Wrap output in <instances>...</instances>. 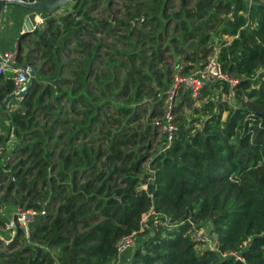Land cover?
<instances>
[{
  "label": "trees",
  "instance_id": "1",
  "mask_svg": "<svg viewBox=\"0 0 264 264\" xmlns=\"http://www.w3.org/2000/svg\"><path fill=\"white\" fill-rule=\"evenodd\" d=\"M164 1L142 0L135 5L141 14L150 15L145 19L151 26H161L158 34L165 24L157 14ZM83 3L77 0L74 12L61 18L62 39L72 35L76 56L59 60L62 46L58 48L51 38L59 33L57 23L55 28L46 26L52 34L46 39L40 38L42 29L36 30L34 45L24 54L25 61L37 67L38 76L19 103L10 106L14 162L0 165V183L7 174L3 201L10 197L17 205L46 211L29 223L27 235L16 228L6 250H0V264H118L116 244L133 232L140 244L127 264H264V70L256 84L251 81L264 69V0H196L165 14L175 21L179 35L175 40H193L186 56L191 62L183 65L182 72L207 56L213 48L212 35L220 41L222 67L238 77L231 91L236 103L206 98L194 108L205 115L199 126L198 116L187 121L179 115L171 140L157 150L151 169L141 174L146 152L126 149L129 139L136 140L129 138L133 135L129 126L103 129L112 118L103 110L106 100L100 103L92 94V85L100 97L105 87H113L103 80L111 73V61L106 57L101 63L106 70L94 75L102 43L79 39L86 14ZM126 22L129 34L132 28ZM152 53L148 63L156 57V47ZM132 67L133 63L131 72ZM3 76L0 73V79ZM124 76L123 89L136 80ZM141 77L152 81L153 76L148 71ZM170 79L159 71L153 82L165 90ZM141 83H136L134 92L137 105ZM206 88L230 95L226 83L206 84L201 97L209 92ZM12 89V82L4 80L0 105ZM118 110L134 111L119 106ZM8 139L0 134V145ZM144 183L146 188H140ZM151 205L154 213L143 221ZM200 225L215 235L217 249L198 250L203 241L195 239L193 231Z\"/></svg>",
  "mask_w": 264,
  "mask_h": 264
},
{
  "label": "rangeland",
  "instance_id": "2",
  "mask_svg": "<svg viewBox=\"0 0 264 264\" xmlns=\"http://www.w3.org/2000/svg\"><path fill=\"white\" fill-rule=\"evenodd\" d=\"M82 1H84L82 6L86 14L84 15V20L80 21V27L82 30L80 31L79 39L87 41L91 45L94 44L97 39H101L102 43L101 49L99 50V57L94 63L96 67L92 68L94 75L100 74L101 76L103 70H106L104 64L101 67V63L106 57H108L111 61L109 65L111 73L104 74L103 80L113 83V87L110 89L105 87L100 97L98 95L99 91L96 90L92 85V94L97 99V101H100V103L102 100H106V102L103 103L105 106L103 110L107 116L112 118H107L103 129L108 128L111 131H115L122 124H127L129 126V130L133 133V135H130L129 138H136V140L132 141V139H129L126 149H133L137 152H146V156L142 159L140 164L142 168V171H139L140 174L145 172V170L147 171L151 169L150 167L152 165V159L155 153L164 145L165 141L167 142L168 140L164 139L167 135V115L172 116L170 121L173 126L176 125V119L179 115H184L187 121L198 116V122H196L195 125L199 126L201 121L205 118V115L201 112L196 113L194 108L199 106L206 98L210 97L216 102L229 101L231 103H236L232 99V95L230 96L229 94H226L222 91L220 92L215 89L210 90L208 88L205 89L209 91L207 94L203 95V97L198 96L197 98H192L190 95H188L189 93L184 97L183 93H185V90L180 89L170 100L165 93L166 89L163 90L162 86L158 87L159 84L153 82L156 79L159 71L165 72L166 77H171L174 71H177V69L181 71L183 65L185 66L191 62V60L187 59L186 56L192 49L190 42L193 40H190V37H185L184 39L181 38L180 41L175 40V38L179 36L174 30L175 21L170 20L167 16L165 17V14H169L170 12L176 11L182 7L185 8L187 6H192L196 0H165L162 3V10L157 12V14L161 16L162 22L165 23L164 28L159 34L157 33V30H159L161 26H159L157 29L154 26H151L145 19L147 16L144 14L145 12L143 11L141 14L140 11L136 10L135 5L142 0ZM128 2L134 6L128 5ZM148 10L150 14H153V11L150 9ZM128 12H132L133 15L137 13V15L132 18L128 16ZM220 13H222V11H218V14ZM149 16L150 15L147 17ZM119 19H123L124 22H119ZM126 20H128L130 23L129 28H132L129 34L125 32L124 29L125 25H127ZM41 22L38 29H42L44 35L40 38L46 39L47 37L52 36V34L49 32L50 30H48L46 26H50L51 24L50 27L55 28V23H47L46 21ZM63 27L64 22L61 21L59 23V27L57 28L59 33L52 36L51 38L54 39V43L58 46V48L62 46V49L57 53L59 60L68 61L70 60V56H73L72 54H74V52L71 51V48L75 47L76 44L73 42L72 35H68L65 37L66 39H62L63 36H65V28ZM136 29H138L139 32ZM222 38L229 39L230 37L223 36ZM210 41L213 45V48L208 50L207 56H209L208 54L211 55V53H213V51L218 48L220 44V41L216 40L214 35H212ZM130 44H134L135 46H130ZM23 45H25V47L28 49L34 45L33 39L30 38L27 41H24ZM198 45V48L200 49L201 46L199 43ZM154 47H156V51H158V53L156 57H153L150 63H148L146 58L147 56L150 57L153 55L152 50ZM199 51L201 52V49ZM131 53L132 55H130ZM198 54V57H202L199 52ZM198 61H200V59ZM132 63L133 72H131L130 68ZM134 70L139 71L138 73H135ZM263 70L264 69H261L256 76L251 78L253 83L256 84L258 82V75L262 73ZM148 71H150L153 76L151 78L152 81H148L144 77L140 78L142 72ZM1 73H3L6 78L9 75V73H5V71ZM126 74H128L131 79L136 80L133 83H125L126 85L123 89L122 84L124 83V75ZM63 75L68 77L70 76L68 73H63ZM139 81L142 82V85H139L138 89L142 99L139 101L140 104L138 103L137 105L138 101L134 99V92L137 88L136 83ZM118 106L132 107L134 111L129 114H122L118 112ZM225 116L226 112H223L222 118H225ZM102 118H104V115ZM13 142L14 139L12 142H9L11 143V146L13 145ZM9 145L10 144L7 142L6 146L1 150L0 165H4L6 161V164H8V162H14L10 161L11 150H8L9 148H7ZM139 145H141L140 150L138 149ZM102 158L103 157H101V159ZM5 176V180L0 183V200H2L0 214L7 212L10 217L12 213L13 217L12 211L15 210L17 206H21L23 208L26 206L15 204L10 197L6 198L8 201H3L5 185L8 182V175L6 174ZM139 187L142 188V186ZM12 217L10 220L7 217V221H11ZM200 226L202 227L203 225ZM10 234L11 233L8 231H2L0 234V250H6V241L9 242L13 239V234ZM194 235L204 240L202 243L197 245L198 250L209 247V245L211 246L213 244L212 235L210 236V232L204 230L203 228L195 231ZM139 238L136 241L137 245L140 244ZM127 249H129L132 254L134 246L128 247L125 250ZM124 251L121 252L117 259L118 264H120L119 260ZM131 254L129 256H131Z\"/></svg>",
  "mask_w": 264,
  "mask_h": 264
},
{
  "label": "built area",
  "instance_id": "3",
  "mask_svg": "<svg viewBox=\"0 0 264 264\" xmlns=\"http://www.w3.org/2000/svg\"><path fill=\"white\" fill-rule=\"evenodd\" d=\"M1 1V0H0ZM218 50L219 47L216 48L213 53L208 54L204 60L198 61L194 63L193 67L188 72H182L179 69L177 71H174V73L171 76L170 83L168 87L165 90L166 95L171 100L174 96V94L179 91L180 89H183L189 93V95L192 98H197L200 96L203 87L211 82H217L219 84L226 83L230 88V96L232 95L231 91L235 87V85L238 83V77L234 76L233 74L229 73L228 71L224 70L222 67L221 62L218 59ZM16 51H4L3 54H0V56L3 58L5 62H13L15 57ZM8 67L5 63L0 62V73L4 72L5 68ZM7 78L12 82L13 89L12 91L17 92L27 81L28 78V72L26 69L22 68H13V71L7 76ZM167 124H166V130H167V139L168 141L171 140L173 131L175 129V126L171 123L172 116L167 115ZM6 145V144H5ZM5 145H0V153L1 150ZM142 188H146V184H141ZM46 210L45 208L38 210L33 207H21L17 206L12 220H2L0 221V234L2 231H8L14 236V233L16 231V228H22L25 232V234H28V225L31 221L34 220L37 214L44 213ZM150 213H154L153 206L151 205L150 210L148 214L144 215L142 220L145 221ZM16 224L14 226L13 224ZM200 228H203L204 230L208 231V229L203 225L198 226L194 232L199 230ZM209 232V231H208ZM212 235L213 244L209 248L211 249H217L218 242L213 233H210V236ZM194 238L197 240H202L199 237H196L194 235ZM138 236L136 233H130L128 235L122 236L117 244V254L118 257L120 256L121 252L124 251L126 248L131 246H136ZM204 241V240H202ZM237 257H240V255L236 252H230ZM227 252H223L222 255H226Z\"/></svg>",
  "mask_w": 264,
  "mask_h": 264
},
{
  "label": "water",
  "instance_id": "4",
  "mask_svg": "<svg viewBox=\"0 0 264 264\" xmlns=\"http://www.w3.org/2000/svg\"><path fill=\"white\" fill-rule=\"evenodd\" d=\"M76 2L77 0H1L0 17L1 10L6 4L23 6L30 10V14H27L24 17V22L22 25L23 32L34 33L39 28L40 22L38 23L37 19L46 21L47 23L51 22L59 24L61 22V18L74 12V6ZM75 16L80 19V16L78 14H75ZM0 62L5 63L7 66L26 69L28 72V78L25 84L17 92L11 91L10 93H8L2 101V106L4 107L12 126L13 135L15 125L11 116L10 102L18 99V102L16 103L17 105L22 97L27 94L29 88L32 86L34 80L36 79V68L28 62H5L1 56ZM13 225L16 226L15 223Z\"/></svg>",
  "mask_w": 264,
  "mask_h": 264
},
{
  "label": "crops",
  "instance_id": "5",
  "mask_svg": "<svg viewBox=\"0 0 264 264\" xmlns=\"http://www.w3.org/2000/svg\"><path fill=\"white\" fill-rule=\"evenodd\" d=\"M30 14V10L15 4H6L2 10H1V17H0V54H3L4 51H16L15 57L13 62H26L24 58V54L27 51V48L25 47L24 41H27L28 39H34L35 33L33 32H23L22 25L24 22V17ZM38 23L41 22L40 19H37ZM40 24V23H39ZM39 31V29H38ZM71 51L73 52V48H71ZM19 52L21 57H18L17 53ZM77 53L72 54L73 56ZM12 66H8L5 68V73H11L13 71ZM36 68V76H38V69ZM4 75V74H3ZM6 76L4 75L2 79H0V85L3 84L4 80H6ZM16 105V102H10L11 108ZM0 134L2 135H9V141L8 144H10L7 148L8 150H11L12 146L11 143L14 139L12 137V126L9 120V117L2 106L0 105ZM15 209V208H14ZM13 210V214H14ZM9 220L12 217H9L7 212H3L0 214L1 220ZM11 235V234H10ZM131 252L129 249L125 250L123 252V255L121 256L119 262L120 264H127V260L129 259V255Z\"/></svg>",
  "mask_w": 264,
  "mask_h": 264
}]
</instances>
